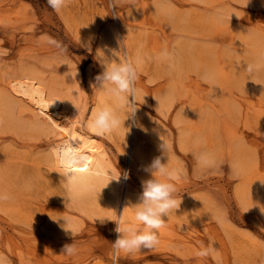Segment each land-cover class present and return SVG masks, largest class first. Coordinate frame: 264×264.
<instances>
[{
    "label": "rangeland",
    "instance_id": "obj_1",
    "mask_svg": "<svg viewBox=\"0 0 264 264\" xmlns=\"http://www.w3.org/2000/svg\"><path fill=\"white\" fill-rule=\"evenodd\" d=\"M144 1L149 5H166L171 11L176 9L187 18L183 20L186 27L181 26L185 29L174 26L170 13L150 11L148 20L140 23L138 10ZM204 1L68 0L66 7L57 13L47 0H0V65L8 67L15 64L20 55L33 52L41 65L43 61L51 63L55 59L54 67L60 68L58 73L68 76L70 81L74 82L79 71L82 90L75 88L64 103L70 117L78 119H81L80 103L84 96L92 98L100 69L95 56L96 41H91L92 50L87 49L74 37L76 31L71 23L84 28L89 25L87 20L93 22L102 17L105 24L115 23V12L125 15V35L137 44L143 63L138 68V80L146 100L139 106L150 122L149 130H154L145 138L147 161L144 169L154 158H165L160 152L164 151L162 146H167L169 166L178 170L179 178L175 181L178 205L169 211L162 227L168 235L163 236L155 248L121 255L118 264H264V211L259 213L240 204L234 194L240 174L227 159L219 157L221 153L212 152L217 162L214 168H199L193 153L203 145L190 141L201 134L205 138L212 136L219 146L223 142V131H232L240 135L245 147L254 148L258 164H264V120L251 117L264 115V85L261 78L260 81L249 79L253 74H263L264 66L251 74L247 71L256 53L255 46L249 41L243 42L241 35L244 33L239 34L240 29L258 30L264 39V0H241V3L225 0L211 9L205 8ZM16 12L22 21L16 18ZM213 16L219 19H212ZM148 34L155 35L160 44L166 42L170 46L173 40L179 39L190 46L177 73L151 53ZM222 64L230 72L229 80L220 79L221 76L210 80L204 74V67H208L214 75L219 70L220 75ZM91 66L96 68L92 82L87 77V69ZM240 77H247L248 84L238 83ZM172 79L177 84L173 104L162 115L154 107L153 97ZM182 108H186V119L179 126L174 123V117ZM243 119H247L246 124ZM180 129L185 140L192 142L187 143V148L179 146ZM159 134L167 138V143L159 141ZM44 140L28 141L0 130V147L6 150L20 152L23 149L14 143H42ZM38 147L35 143L32 149L36 152ZM252 160L249 158L247 162ZM129 178L141 193L142 181L151 178V174L144 170V179H141L130 170ZM219 216L224 221H219ZM11 220L0 210V264H96L100 261L113 264L115 222L103 225L87 221L74 236H58L42 231L41 223L33 225ZM221 223L233 226L234 230L225 231ZM74 240L77 253L63 254L64 246ZM224 251H228V262L222 258Z\"/></svg>",
    "mask_w": 264,
    "mask_h": 264
},
{
    "label": "bare ground",
    "instance_id": "obj_2",
    "mask_svg": "<svg viewBox=\"0 0 264 264\" xmlns=\"http://www.w3.org/2000/svg\"><path fill=\"white\" fill-rule=\"evenodd\" d=\"M235 1L241 3V0ZM223 2L225 0L204 1L207 9L216 8L219 3ZM148 5L144 1L139 7L140 23H145L144 19L148 20L150 11L157 14L170 13L174 26L177 29H185L186 24L184 21L187 18L176 9L171 11L168 6H163V4L151 3V5ZM15 16L18 20H23L17 12ZM101 18L93 22L87 20L86 22L89 25L84 28H79L78 25L71 23L74 31H76L74 37L83 45L90 41V50L93 47L91 41H96V58L103 55L100 50H103L105 55L108 56H112V50H115L119 51L118 55L121 60H132L139 68L143 64L141 52L137 44L135 45L125 35L124 23L126 19L124 13L115 12V23L108 22L105 24ZM198 18L203 19L200 14ZM211 18L219 19V16ZM181 21L183 22L181 23ZM182 25H185V27H181ZM239 34H242L241 40L243 42L249 41L255 46L256 53L251 63L260 62L263 64L264 39H261L259 31L240 29ZM149 37L151 39V53L158 57L159 53L165 49L170 52L172 54L171 59L163 60L169 70L177 73L182 57L190 49V46L179 39L173 40L172 44L168 46L166 42L160 44L155 35H149ZM160 47L162 49L157 51V48ZM86 48L89 49V47ZM29 54L25 55L26 57L20 55L15 64L8 67L0 65V130H6V132H11L28 141L45 140L42 143H14L15 146L24 150L20 152L0 147V194L7 196L6 199H0V210L12 220L29 222L33 225L41 223L42 231L58 236L72 235L71 231L66 228H71L75 233L87 221L103 225L111 224L114 221L107 218H112L116 214L131 219L133 209L124 207L128 206L129 203L137 202L140 192L134 188L130 181L129 171L131 170L134 175L144 179V166H146L147 161L144 148L145 138L149 133L153 134L154 132V130H149L150 122L139 106V103L146 100L139 80L136 81L135 112L128 116V113L121 111L122 120H125L124 125L122 123L121 127L109 135L100 136L92 132L87 126L92 111L102 99L97 94L96 89L94 88L92 98L83 97L84 99L80 103V108H82L81 119L71 118L64 103L67 99L66 96L70 95L75 88L79 91L82 90L79 71L76 73L74 82L70 81L68 76L58 73L60 68L54 67L55 59L51 63L50 61H43L44 63L41 65L35 58L37 54H33V52ZM97 64L100 74L103 71V66L98 60ZM95 69L92 66L87 69V77L91 82L94 81ZM222 70L220 75L219 70L214 75L212 69L208 67L203 69L204 74L210 80L219 79V76H221L220 79L229 80V70L224 66ZM225 76L228 77L225 78ZM171 78L174 77L171 75ZM253 78L259 81V78H261L263 82L261 84L264 85V73H256L249 77L250 80ZM174 80H170L166 86H161L165 88L158 94H154L153 105L162 115H165L173 104V94L177 87ZM214 81L216 82V80ZM237 82L248 84L247 77L237 78ZM185 112L186 108H182L177 112L174 117L175 124L180 126L185 121ZM251 117L264 120V115L253 114ZM243 121L246 124L247 119H243ZM223 132L224 134L221 135L223 142L219 146H217L218 141H213L212 136L205 138L201 134L190 141L194 142L196 139H200L203 145L201 150L207 149L210 152L221 153L222 156L219 157L227 159L234 171L237 172L238 170L240 174V182L234 187V194L240 204L247 209L263 213L264 164H258L256 153L252 150L254 148L251 146L245 147L240 135L232 131L224 130ZM154 139L157 138L154 137ZM159 139L162 143L168 141L161 134H159ZM178 140L180 142L179 146L188 147L187 143L190 141L185 140L182 129L179 131ZM35 143L37 147L39 146L36 152L32 149ZM57 145H67L79 149L80 154L88 157L87 162L79 165L81 172H86L89 164L100 157L105 161L107 173L93 178L88 188L81 190L78 195L70 200L67 197L63 177L58 173L60 169L55 165L51 154V149ZM160 153L163 155V152ZM166 153L169 154V151ZM252 153H254V156H252ZM249 158L253 159L251 163L247 162ZM167 159L168 157L165 156V158H162V162L166 163ZM121 165L124 166L123 171H121ZM125 174H127V178H125ZM66 221H68L67 224ZM219 221L224 220H221L219 216ZM221 224L225 231L234 230V227L229 224ZM117 235L118 233L115 235V239ZM167 235L162 228L159 229V242H161L163 236ZM220 243L222 244V242ZM221 254H223L222 258L225 262H228L226 258L228 251ZM96 264L106 263L100 261Z\"/></svg>",
    "mask_w": 264,
    "mask_h": 264
},
{
    "label": "clouds",
    "instance_id": "obj_3",
    "mask_svg": "<svg viewBox=\"0 0 264 264\" xmlns=\"http://www.w3.org/2000/svg\"><path fill=\"white\" fill-rule=\"evenodd\" d=\"M67 2L68 0H47L49 7L57 13L66 7ZM83 46L89 47L90 50V41ZM100 51L103 55L96 59L103 66V71L95 78L97 81L95 89L102 99L92 111L87 126L95 134L104 136L121 127L122 123L124 125L125 120H122L121 111L128 113V116L135 112L134 97L139 72L134 61L120 59L119 51L112 50V56L105 55L103 50ZM171 55L165 49L159 53L158 58L170 60ZM262 66L264 65L260 62L249 64L247 71L251 74ZM194 144L201 145L202 141L196 139ZM162 148L163 155L168 157L166 146ZM51 154L55 165L60 169L58 173L63 177L67 197L70 200L81 190L88 188L93 178L107 173L105 161L100 157L89 164L86 172H81L79 165L87 162L88 157L80 154L79 149L57 145L51 149ZM193 155L197 166L201 169H212L216 166L214 154L207 149L196 151ZM144 170L151 174V178L142 181V192L137 202L129 203L124 207L133 209L132 218L117 214L107 218L115 222L114 230L118 233L117 238L112 242L113 264H118L121 255H132L142 249L155 248L159 244L158 231L164 226L167 214L178 205L175 197L178 170L169 166V157L166 163L162 162L159 156L154 158ZM6 198L5 194H0V199ZM66 229L74 236L71 228ZM77 251L74 240L73 243L64 246L63 254L72 256Z\"/></svg>",
    "mask_w": 264,
    "mask_h": 264
}]
</instances>
